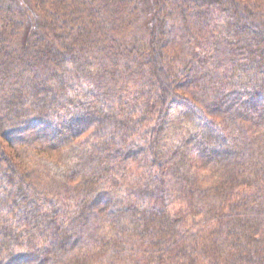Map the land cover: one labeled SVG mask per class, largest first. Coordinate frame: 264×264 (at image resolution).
<instances>
[{
	"label": "trees",
	"instance_id": "1",
	"mask_svg": "<svg viewBox=\"0 0 264 264\" xmlns=\"http://www.w3.org/2000/svg\"><path fill=\"white\" fill-rule=\"evenodd\" d=\"M0 264H264V0H0Z\"/></svg>",
	"mask_w": 264,
	"mask_h": 264
},
{
	"label": "rangeland",
	"instance_id": "2",
	"mask_svg": "<svg viewBox=\"0 0 264 264\" xmlns=\"http://www.w3.org/2000/svg\"><path fill=\"white\" fill-rule=\"evenodd\" d=\"M144 19V18H143Z\"/></svg>",
	"mask_w": 264,
	"mask_h": 264
}]
</instances>
